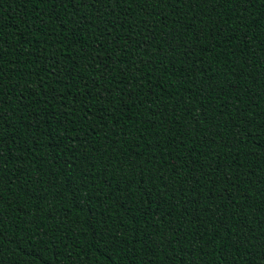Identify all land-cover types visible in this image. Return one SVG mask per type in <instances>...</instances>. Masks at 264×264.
<instances>
[{
    "label": "trees",
    "instance_id": "obj_1",
    "mask_svg": "<svg viewBox=\"0 0 264 264\" xmlns=\"http://www.w3.org/2000/svg\"><path fill=\"white\" fill-rule=\"evenodd\" d=\"M0 197V264H264V0H0Z\"/></svg>",
    "mask_w": 264,
    "mask_h": 264
},
{
    "label": "snow or ice",
    "instance_id": "obj_2",
    "mask_svg": "<svg viewBox=\"0 0 264 264\" xmlns=\"http://www.w3.org/2000/svg\"><path fill=\"white\" fill-rule=\"evenodd\" d=\"M39 2L52 5V4H55L57 2V0H39ZM64 2H65V0H60L61 4H63ZM81 2H84V0H81ZM53 75H55V74H53ZM0 199H2V197H0ZM0 236H2V235H0ZM224 264H232V261H226V262H224Z\"/></svg>",
    "mask_w": 264,
    "mask_h": 264
}]
</instances>
